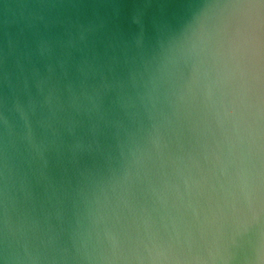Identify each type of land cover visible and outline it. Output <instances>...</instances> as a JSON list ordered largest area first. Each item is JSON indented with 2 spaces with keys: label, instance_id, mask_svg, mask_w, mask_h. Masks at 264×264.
<instances>
[{
  "label": "clouds",
  "instance_id": "obj_1",
  "mask_svg": "<svg viewBox=\"0 0 264 264\" xmlns=\"http://www.w3.org/2000/svg\"><path fill=\"white\" fill-rule=\"evenodd\" d=\"M0 264H264V0H0Z\"/></svg>",
  "mask_w": 264,
  "mask_h": 264
}]
</instances>
